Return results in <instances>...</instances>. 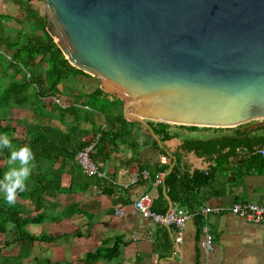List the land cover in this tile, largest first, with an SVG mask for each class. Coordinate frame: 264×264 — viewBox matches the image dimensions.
<instances>
[{
	"label": "crops",
	"instance_id": "crops-1",
	"mask_svg": "<svg viewBox=\"0 0 264 264\" xmlns=\"http://www.w3.org/2000/svg\"><path fill=\"white\" fill-rule=\"evenodd\" d=\"M5 29L2 22V30ZM99 84L92 76L77 74L63 80L57 92H52L63 106L55 105L47 92L42 98L46 107L43 115L23 104L0 113L15 119L11 115L15 108L29 110L28 120L19 118L22 124L6 135L10 141L20 143L19 148L28 146L29 140L37 136L53 138V134L56 139L50 145L54 149L58 148L59 136L65 139L60 148L69 151L95 140L93 159L105 175L83 174L75 156L46 160L34 142L36 145L30 147L33 159L28 165L32 175L26 180L22 196L17 195L11 205L24 220L26 233L36 239H51H17L10 224L4 235L5 244L0 245V264H264V223H252L231 213L211 214L206 219L194 217L185 223L181 242L177 243L174 227L157 225L133 209L135 201L144 194L152 198L151 207L154 203L158 210L165 208L166 212L171 208L228 207L239 201L264 204V159L260 156L249 154L246 148L225 157L220 155L226 154L228 148L220 154L181 148L184 140L230 136L236 127L189 128L166 123L165 132L170 138L163 140L148 124L155 126L158 122L147 121V127L128 121L118 102L100 96L97 102L106 104L110 118L105 123L101 109L89 106V95L100 88ZM119 115L131 124L118 123ZM42 127L52 131H38ZM256 134L264 139V129ZM44 144L48 145V140ZM261 147L264 141L251 151ZM19 148L12 146L11 151ZM9 161L10 157H6V171L24 167L19 160ZM177 162L181 174L174 172ZM207 171L211 172L208 182L177 194L180 182L179 188L183 189L186 183L191 184L189 179L194 172ZM182 175L186 177L180 179ZM5 182L0 173V187ZM0 199L5 201L2 191ZM118 208L123 209L122 216L115 215ZM203 226L213 236L210 252L200 248ZM116 240L121 242L117 257L86 260L89 253L111 248Z\"/></svg>",
	"mask_w": 264,
	"mask_h": 264
},
{
	"label": "water",
	"instance_id": "water-1",
	"mask_svg": "<svg viewBox=\"0 0 264 264\" xmlns=\"http://www.w3.org/2000/svg\"><path fill=\"white\" fill-rule=\"evenodd\" d=\"M68 63L128 121L264 127V0H42Z\"/></svg>",
	"mask_w": 264,
	"mask_h": 264
},
{
	"label": "trees",
	"instance_id": "trees-1",
	"mask_svg": "<svg viewBox=\"0 0 264 264\" xmlns=\"http://www.w3.org/2000/svg\"><path fill=\"white\" fill-rule=\"evenodd\" d=\"M36 0H14V3L19 7L21 15L27 24V30L22 29L17 33L16 39L11 36H4L2 32V22L5 19H9V16L0 15V113L5 110H11L19 105H26L35 114L43 115L46 109L45 105L42 103V98L47 92L52 91L56 93L58 90V85L71 76L82 74L88 75L81 70L72 67L68 61L65 59L63 53L58 48V46L53 41V38L46 31L47 17L46 15H40L38 11L32 8ZM17 22H20L18 18H15ZM40 31L41 34H37ZM7 56L9 58H7ZM112 97L120 106L122 102L114 98L113 96L103 92L100 88L96 89L91 95H89V106L93 109L98 107L101 109V113L104 116L105 123L110 121L107 113L105 111L106 104H99L97 102L98 97ZM102 106V107H101ZM49 114V113H48ZM117 122L121 124H131L126 122L122 115L117 117ZM22 122L18 119L6 118L0 116V135H10L14 132ZM150 128H152L153 133L156 135H161L163 140L169 139L170 135L165 132L166 123L158 122L154 126L152 122H148ZM249 123L237 126L233 134L230 136H223L213 139L202 140H184L181 148L185 151H195L204 154H220L225 148H228L226 154L220 156H231L235 153V150L239 148H246L249 152L255 146L262 145L264 139L257 136L256 132L263 130L264 127L257 128L247 137H241L248 127ZM189 128H197L196 126H189ZM38 131L50 132L51 128L42 127L38 128ZM102 135V133H101ZM100 135V138H101ZM107 136L103 134V137ZM56 139V135L53 134L49 137H35L30 139L28 142V147L38 145L40 148V153L44 155L46 160L54 161L59 157H74L76 153L81 150L82 146L77 149L68 150L67 148H60L59 144L65 141L63 136L57 137L59 140L58 148L54 149L50 145V142ZM49 142V144H44V141ZM50 140V141H49ZM14 140H11L10 147H0V173L4 176L6 167L4 161L6 157L11 156L12 146L15 148L20 147V143L14 144ZM34 142L36 144H34ZM26 142L23 141V144ZM156 145V143H154ZM63 146V145H62ZM33 148V147H32ZM162 151V150H160ZM177 165L174 167V172L176 174H181V169ZM144 170H148L143 168ZM143 169H141L143 171ZM165 171V169H162ZM173 172V173H174ZM174 173V174H175ZM32 174L29 173V177ZM186 177L184 175L180 176ZM188 178V176H187ZM211 179V172L207 171L206 174L202 172H194L189 179V183L185 184V189L179 188L181 182L179 183L177 194L188 192L194 187H200L204 185ZM25 184L26 181H25ZM23 192H18V196H22ZM13 205L8 204L3 199H0V245L5 244L4 235L7 232V227L11 224L13 226V231L17 239L26 238L30 241L43 240L48 241L51 238L41 237L36 239L35 237L29 235L23 230L25 224L17 208H13ZM151 210L157 214H165L166 209L162 208L158 210L154 203H152ZM121 242L116 240L115 244L111 248L102 249L99 248L94 253H89L86 256V260L97 259L102 257L106 260H112L118 256L119 245Z\"/></svg>",
	"mask_w": 264,
	"mask_h": 264
},
{
	"label": "built area",
	"instance_id": "built-area-1",
	"mask_svg": "<svg viewBox=\"0 0 264 264\" xmlns=\"http://www.w3.org/2000/svg\"><path fill=\"white\" fill-rule=\"evenodd\" d=\"M48 97L53 101L55 105L61 103V99L56 95L49 92ZM87 109L88 107L85 106ZM96 141L90 143L88 146L79 150L75 155V160L80 166L83 174L87 176H99L105 177L104 173L100 172L97 164L93 159V154L95 153ZM249 154L258 155L264 159V147L254 149L250 151ZM146 177V175H143ZM152 198L148 194H144L133 205V209L139 212L144 218L150 219L153 223L164 226V227H174L177 230V235L175 242H181L182 229L185 223L194 218L202 217L206 219L211 214H224L231 213L235 216L241 217L246 221L262 224L264 223V204H256L251 202H235L228 207H211L204 206L197 210H189L183 208H171L165 214H157L151 210ZM123 209L118 208L115 210V215L122 216ZM202 240L200 241V248L204 252H210L213 249V236L210 233L207 226H203L201 229Z\"/></svg>",
	"mask_w": 264,
	"mask_h": 264
},
{
	"label": "clouds",
	"instance_id": "clouds-1",
	"mask_svg": "<svg viewBox=\"0 0 264 264\" xmlns=\"http://www.w3.org/2000/svg\"><path fill=\"white\" fill-rule=\"evenodd\" d=\"M11 141L6 135H0V147H10ZM33 159V154L28 146L19 148L16 151L11 152L10 163L12 161L19 160L21 165H24L20 170L12 169L6 172L3 176L5 183L0 187V191L3 192L4 199L8 204H14L16 202V196L18 192H24L26 190L25 181L29 177L31 168L28 167L30 161Z\"/></svg>",
	"mask_w": 264,
	"mask_h": 264
},
{
	"label": "rangeland",
	"instance_id": "rangeland-1",
	"mask_svg": "<svg viewBox=\"0 0 264 264\" xmlns=\"http://www.w3.org/2000/svg\"><path fill=\"white\" fill-rule=\"evenodd\" d=\"M34 9L38 11L40 15H45L46 11L44 8V3L42 0H36L33 4H31ZM0 15H5L9 16V19H5L3 21L5 25V30H2L3 34L5 35L6 32L11 36L12 38L16 39L17 33L24 29V31L27 30V24L26 21L24 20L23 16L21 15V11L19 10V7L14 3V0H0ZM15 18H18V20L21 21L17 22ZM37 34H41L40 31L37 32ZM7 58H9L7 56ZM90 76V75H89ZM96 79V78H95ZM64 99V98H63ZM58 106H63V102ZM22 109V110H20ZM29 110L26 107H20V108H15L12 112V116L15 117V119H19L23 117L24 119H27V113ZM29 115V114H28ZM172 127H179L178 124H171ZM182 127H187L185 125H182ZM20 129V128H19ZM185 129V128H183Z\"/></svg>",
	"mask_w": 264,
	"mask_h": 264
}]
</instances>
